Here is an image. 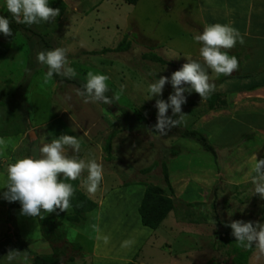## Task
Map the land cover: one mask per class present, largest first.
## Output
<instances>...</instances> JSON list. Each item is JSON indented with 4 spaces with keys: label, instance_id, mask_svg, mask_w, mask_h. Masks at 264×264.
<instances>
[{
    "label": "rangeland",
    "instance_id": "rangeland-1",
    "mask_svg": "<svg viewBox=\"0 0 264 264\" xmlns=\"http://www.w3.org/2000/svg\"><path fill=\"white\" fill-rule=\"evenodd\" d=\"M214 1L206 8L215 13L207 15L199 11V0H139L135 5L120 0H49L50 7L60 9L56 20L27 25L9 41L0 59V137H11L15 143L0 158V241L7 240L0 242V264H8L10 249L22 252L12 264H31V258L27 255L25 262L24 252L8 236L10 224L31 254L56 258L59 264H264V255L260 258L256 247H240L232 229L225 226L235 220L264 224V200L254 195L248 181L254 174L252 163L264 158V134L254 128L241 135L245 127L233 119L236 112L254 110L261 98L258 92L264 94L263 86L238 90L246 74L248 82L264 80V42L244 39L243 45L237 42L227 50L239 61L230 76H217L208 69L212 82L228 78L217 90L234 91L231 94L237 98L220 97L211 110L203 100H186L181 125L166 136L152 131L157 123V118H151L156 100L167 101L173 88L166 84L161 96L149 99L148 87L161 76L170 79L187 60L203 63L202 44L194 37L220 16ZM222 8L227 16L228 6ZM5 10L6 0H0V13ZM222 18L220 24L227 21ZM122 41L125 51H113ZM57 47L69 50V64L78 75L73 79L54 75L45 82L47 66L38 62L37 54ZM89 71L109 77V98L123 86L120 99L113 103L127 109L140 124L136 133L117 131L121 125L116 113L106 112L103 102L85 103L77 94ZM185 128L199 132L209 143L213 139L220 151L213 158L193 141L180 138L177 131ZM62 134L81 141L79 153L66 146V155L94 158L103 165L104 178L95 194L84 187L87 171L72 181L95 203V209L78 223L64 221L68 210L42 213L44 218L55 217L49 226L41 217L22 215L20 208L12 211L8 222L11 202L2 198L8 164L32 156L34 148L39 156L40 147ZM230 143L235 146L229 147ZM235 182L245 184L230 185ZM147 186L161 188L172 203L154 231L139 225L136 212ZM256 205L258 212L249 210ZM129 240L134 243L123 247Z\"/></svg>",
    "mask_w": 264,
    "mask_h": 264
},
{
    "label": "clouds",
    "instance_id": "clouds-1",
    "mask_svg": "<svg viewBox=\"0 0 264 264\" xmlns=\"http://www.w3.org/2000/svg\"><path fill=\"white\" fill-rule=\"evenodd\" d=\"M7 10L13 15L18 24H40L41 22H52L60 15L59 8L49 6V0H6ZM0 33L4 36H12L10 21L0 15ZM197 43L202 44L200 56L203 63L196 60H187L182 67L173 72L171 77L161 76L148 87L150 98L161 96L166 84H171L173 93L169 95L167 101L157 99V123L152 131L160 135H167L173 128L184 122L186 114L181 106L185 104V93L191 94L193 91L201 98L211 95L216 85L211 81L208 69L219 75L230 76L239 68V61L236 56L229 55L227 50L234 48L239 42L245 43L244 37L239 30L230 24L214 23L206 25L201 34L194 37ZM68 49L57 47L53 50L41 51L37 54L39 63L47 66L44 80L47 82L54 75L75 78L78 74L70 66L67 53ZM109 77L104 74L87 72L86 83L82 89L77 90V94L84 97V102H103L111 105L113 99L119 100L123 92L114 93L109 98L106 93L109 91L107 81ZM187 86V87H186ZM171 109L172 116H168ZM173 117H177L173 119ZM15 141L11 137H0V158L6 156L10 145ZM71 147L75 153L81 150V141L74 135L62 134L51 142L44 144L38 149L40 155L37 156V149H33L32 156L18 158L13 163H9L6 169L7 190L2 193V198L8 202H19L21 214L29 217H41L42 213L66 212L71 207V199L75 194V188L66 181H75L87 171V178L84 187L89 194H95L104 178L103 165L96 159H81L78 155L68 156L65 154V147ZM252 171V183L254 194H258L264 199V158L255 159ZM63 176L64 179H60ZM59 213H57L58 215ZM215 222V221H214ZM232 229L238 245L245 249H250L253 244L261 255H264V224L243 220L232 221L225 225ZM107 242V238H105ZM133 241H124L122 246L128 247ZM22 252L10 249L6 255L8 264L18 260ZM25 262L29 261L26 253L23 254Z\"/></svg>",
    "mask_w": 264,
    "mask_h": 264
},
{
    "label": "trees",
    "instance_id": "trees-1",
    "mask_svg": "<svg viewBox=\"0 0 264 264\" xmlns=\"http://www.w3.org/2000/svg\"><path fill=\"white\" fill-rule=\"evenodd\" d=\"M120 1H122L123 3L127 5H135L139 0H120ZM0 15L6 17L10 21V27L13 32L12 36H4L3 33H0V59H1L5 53V47L8 46L9 41L15 38L16 33L18 32L19 29L25 31L27 29V25L16 23L15 18L8 10H5L3 13H0ZM123 41L120 42L113 49V51H116V52L125 51L126 47L123 46ZM148 57L153 62L160 63L162 65L173 66L172 63L165 62L155 56H148ZM244 77L245 78L242 80L243 85L241 88H238V90L248 91V90H253L257 87H262V86L264 87V80L258 79L257 81L248 82V78L250 77L249 74H246ZM226 78L227 77L213 81L216 85V89L208 97L201 98L199 94L193 91L191 94L185 93L186 100H191V99L203 100L206 103L208 110L213 109L215 101L217 99H219L220 97L224 99L225 92H219L217 89L219 88V85L222 84L224 80H226ZM67 83L71 84L72 82L67 80ZM226 92L232 93L234 91L228 90ZM102 107L104 108L106 112H112L111 114L116 113L115 120L118 121L121 125L119 130L117 131H126V132L136 133L139 130L140 124L134 121L133 115L127 109L119 108L115 105V103H112L111 105H106L103 103ZM157 111H158L157 109H154L152 111V114H151L152 119L157 118ZM168 112H172L171 109H169ZM146 124L147 122L142 127L146 126ZM177 133H178L177 135L180 138L193 141L200 147V149L203 152L210 154V156L213 158L215 157V150L213 146L209 142H207L206 139L199 132L193 130L192 128H188V129L185 128L180 132L177 131ZM108 147H109V143L106 144L105 149L107 150ZM172 150L173 151H170V153L172 156H175L177 152L175 149H172ZM60 179H64L63 176L60 177ZM164 181L168 187L166 174H164ZM66 182L71 183L74 186L75 194L73 198L71 199V207L68 209L69 213L65 215L63 219L67 223H78L80 222V220L82 219V216L85 213H88L94 210L96 206L92 200H90L88 197L84 195V193H82L80 190L76 188L75 184L71 180L66 181ZM212 191H213L212 195L215 194L214 197H216L217 193L215 192V189H212ZM20 208H21V205L18 201L11 202V204H9L8 211H7L8 222L13 218L12 211L14 209H20ZM171 210H172L171 200L169 197L164 195L163 190L159 187L147 186L144 189L141 199L139 201V204L136 208L139 225L151 231H154L158 228L162 220L167 216V214ZM54 221H55V217L53 216L45 217L41 220L42 223L48 224L49 226H52ZM8 230L10 231V235L8 236H10L11 240L17 246L18 249L26 253L31 258L30 259L31 264H59V261L56 258H51L50 256H38V255L31 254L30 251H28L27 248L25 247V244L19 238L17 230L13 228L12 224H10ZM227 237L229 238V235H227Z\"/></svg>",
    "mask_w": 264,
    "mask_h": 264
},
{
    "label": "crops",
    "instance_id": "crops-1",
    "mask_svg": "<svg viewBox=\"0 0 264 264\" xmlns=\"http://www.w3.org/2000/svg\"><path fill=\"white\" fill-rule=\"evenodd\" d=\"M199 1H200L199 11L201 12V14L214 15L212 14V13H215L214 11L211 12L209 9L206 8L207 3L211 2V0H199ZM215 1H217L216 11L218 15H220L219 17H215V19H213L216 23H220V17L221 18L223 17L222 19H227V21L223 24H230L232 27L238 29L240 34L244 37V39H251L252 41L258 40V43L264 42V0H222V1L215 0ZM222 5L223 7L228 6L227 16H225L226 15V12L224 10L225 8H222ZM223 10L224 12L221 13ZM234 76H238V74L236 73V75ZM260 91L262 92V88L260 89ZM225 95L228 97L235 96L237 98V95H234L231 93H225L224 96ZM258 95L262 98V101L260 100L261 98H258L257 103L255 101V104L256 106H258V109L255 106V109L252 111H244V112L240 111V112L234 113L236 116H234L233 119L237 121V125L245 127L241 135H243L244 133H248L254 128L257 131L260 130V132L264 134V94L258 92ZM256 118H258V121H256ZM252 121L254 122V124H252ZM212 140L210 141V144L213 146L214 149H216L215 150V153H216V151H220V148L217 149L216 146L219 147L218 144L215 143L216 141L214 142ZM219 145H223V144L219 143ZM234 146H235L234 143L229 144V147L233 148ZM254 164L255 162L252 163L250 168L253 169ZM248 176H250V172ZM231 177H234V176H231ZM234 179L239 180V179H242V177H234ZM250 179L251 180H248V181L251 182L250 185L252 187L253 185L252 176L250 177ZM230 185L237 186V187L243 186L242 184H239L238 182H235L234 184H230ZM254 195L258 197V194H254ZM252 209H255L256 212H258V205L252 206L251 208H249V210H252ZM246 222H248V220ZM6 241H7L6 239H3L0 242L3 243ZM254 249H255V245L253 246V250ZM260 258H263V255H261Z\"/></svg>",
    "mask_w": 264,
    "mask_h": 264
}]
</instances>
